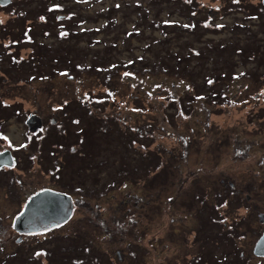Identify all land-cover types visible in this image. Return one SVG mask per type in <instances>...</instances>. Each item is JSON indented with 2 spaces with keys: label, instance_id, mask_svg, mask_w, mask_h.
I'll use <instances>...</instances> for the list:
<instances>
[{
  "label": "rangeland",
  "instance_id": "rangeland-1",
  "mask_svg": "<svg viewBox=\"0 0 264 264\" xmlns=\"http://www.w3.org/2000/svg\"><path fill=\"white\" fill-rule=\"evenodd\" d=\"M40 1L0 4V235L38 189L75 207L0 264H264L263 0Z\"/></svg>",
  "mask_w": 264,
  "mask_h": 264
},
{
  "label": "water",
  "instance_id": "water-1",
  "mask_svg": "<svg viewBox=\"0 0 264 264\" xmlns=\"http://www.w3.org/2000/svg\"><path fill=\"white\" fill-rule=\"evenodd\" d=\"M7 4L11 0H0ZM264 2V0H263ZM14 155L10 149L0 151V167L13 165ZM75 207L71 193L45 187L33 193L14 220L15 228L21 232H37L47 230L68 221ZM264 221V213L260 214ZM257 255H264V231L254 246Z\"/></svg>",
  "mask_w": 264,
  "mask_h": 264
},
{
  "label": "trees",
  "instance_id": "trees-1",
  "mask_svg": "<svg viewBox=\"0 0 264 264\" xmlns=\"http://www.w3.org/2000/svg\"><path fill=\"white\" fill-rule=\"evenodd\" d=\"M43 1V0H42ZM42 1H40V2H42ZM156 1V0H155ZM161 1V0H160ZM165 2V1H164ZM180 3L181 4H185V3H183L182 2V0H180ZM264 3V2H263ZM46 1H45V3L41 6V7H43V6H46ZM1 6H3V7H5V5H1ZM45 8V7H44ZM31 13H32V11H31ZM40 16H41V14H40ZM57 18V20H59L60 19V17L59 16H57L56 17ZM24 20V21H23ZM80 21H81V23L83 22V21H85L86 20V18L84 17V16H81V18L79 19ZM22 21L23 22H25V19H22ZM166 24H167V20L166 21H164V23H163V25L164 26H166ZM80 33V32H79ZM25 34V33H24ZM91 44H93V42H91ZM40 45L42 46L43 45V49H45V51H51L50 50V48L48 47V46H44V44H43V41H41V43H40ZM91 46H93V45H90V47ZM68 50V49H67ZM245 49H243V48H241V51H244ZM240 51V52H241ZM258 52H259V50H258ZM64 53H66L65 55H64V58H65V60H70V62H72V57H68V55H69V52H66V50L64 51V52H60L59 51V53H57V55H55L54 57L56 58V60L58 61V60H61V58H62V54H64ZM63 137H65V136H63ZM88 156V155H87ZM86 156V157H87ZM219 192H221V193H223L224 191H223V189H221ZM216 200H218V201H220L221 199H222V196H219V193H217L216 194ZM195 197V196H194ZM192 198V197H191ZM200 198V199H199ZM202 198H204V197H199L198 196V198H196L195 197V200L194 201H196V203H200V201L202 202ZM205 202H203L204 204H202L201 205V209H203L204 207H208V205H210L211 206V202H210V204L206 201V199L204 200ZM232 205V204H231ZM213 208H215V205L213 204L212 206H211V210L213 209ZM215 210H217L216 208H215ZM218 211V210H217ZM215 213H216V211H215ZM211 220H207V223L208 222H210ZM204 223V222H203ZM203 223H201V229H202V232L204 231V228L203 227H205V226H203ZM206 223V222H205ZM211 223L212 224H214L212 221H211ZM232 230H230L229 232L230 233H233V232H231ZM209 233V234H208ZM223 235H227L226 233H225V228H223V230L221 229V230H217L216 232H213L212 230L211 231H209V232H206V237H205V239H206V241L207 242H213V243H218V244H220V242H223L224 241V238H223ZM234 234H232V236H233ZM232 239V238H231ZM232 242V241H231ZM233 243V242H232ZM233 244H235V243H233ZM66 248V247H65ZM70 250H72V249H70L69 247H67L66 249H65V253H67V252H70ZM57 252L58 251H56L55 252V259L56 260H59L58 258H57V256H62L61 254H60V252L57 254ZM255 253V252H254ZM255 255H257V254H255ZM259 256V255H258ZM65 259L66 260H69V259H67V257H65ZM55 260V261H56Z\"/></svg>",
  "mask_w": 264,
  "mask_h": 264
},
{
  "label": "flooded vegetation",
  "instance_id": "flooded-vegetation-1",
  "mask_svg": "<svg viewBox=\"0 0 264 264\" xmlns=\"http://www.w3.org/2000/svg\"><path fill=\"white\" fill-rule=\"evenodd\" d=\"M1 4V3H0ZM2 5V4H1ZM6 5H8V4H6ZM5 5V6H6ZM5 167H7V166H3V167H0V171L1 170H4V169H6ZM4 168V169H3ZM231 185H233V184H231ZM39 190V189H38ZM30 196V195H29ZM28 196V197H29ZM219 196H222V199L220 200V201H217V202H215L214 203V205L215 206H217L218 207V209L220 210L221 208H223V193H221V192H219ZM28 198L26 197V200H27ZM226 199V198H225ZM23 207V206H22ZM22 207H21V209H22ZM20 209V210H21ZM19 210V211H20ZM223 209H221V211H222ZM13 226H14V224H13ZM56 227H58V226H55V227H53V228H56ZM53 228H51V229H53ZM14 229L16 230V232L18 233V235L16 236L15 235V233H14V235H10V232H8L7 234H3L2 236L0 235V238H2L3 240H0V249H1V247H4V252L7 254V255H11L12 253H13V251H11L10 249L9 250H5L10 244L9 243H11V240L12 239H10L9 237H11V236H14V239H16L15 241L17 242V243H21V242H23L26 238H28V237H30V236H35V237H38V236H40V234H42V233H44L46 230H41V231H37V232H25V233H21V232H19L16 228H15V226H14ZM50 229V230H51ZM47 231H49V230H47ZM264 231V230H263ZM263 231H262V233H263ZM0 232H4V230H1ZM261 233V234H262ZM260 234V235H261ZM18 238V239H17ZM13 242V241H12ZM136 243H138L137 241H136ZM255 246V245H254ZM118 253H119V255H120V259L122 258V257H124L123 256V254L121 253V250H119L118 251ZM261 258H263L264 259V256H260Z\"/></svg>",
  "mask_w": 264,
  "mask_h": 264
}]
</instances>
